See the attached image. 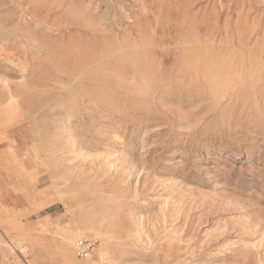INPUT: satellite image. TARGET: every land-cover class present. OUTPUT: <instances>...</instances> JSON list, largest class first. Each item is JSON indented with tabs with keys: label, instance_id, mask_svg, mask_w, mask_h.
Segmentation results:
<instances>
[{
	"label": "rangeland",
	"instance_id": "374dc122",
	"mask_svg": "<svg viewBox=\"0 0 264 264\" xmlns=\"http://www.w3.org/2000/svg\"><path fill=\"white\" fill-rule=\"evenodd\" d=\"M0 264H264V0H0Z\"/></svg>",
	"mask_w": 264,
	"mask_h": 264
},
{
	"label": "built area",
	"instance_id": "2783aa9c",
	"mask_svg": "<svg viewBox=\"0 0 264 264\" xmlns=\"http://www.w3.org/2000/svg\"><path fill=\"white\" fill-rule=\"evenodd\" d=\"M98 243L97 239L91 236H82L76 242L78 253L81 256H88L90 251L94 249Z\"/></svg>",
	"mask_w": 264,
	"mask_h": 264
},
{
	"label": "bare ground",
	"instance_id": "6f19581e",
	"mask_svg": "<svg viewBox=\"0 0 264 264\" xmlns=\"http://www.w3.org/2000/svg\"><path fill=\"white\" fill-rule=\"evenodd\" d=\"M163 1V0H162ZM146 9V8H145ZM144 9V10H145ZM130 17H128V19H129ZM133 22V21H132ZM142 29V28H141ZM140 35V34H139ZM89 36V35H88ZM92 38V37H91ZM71 44V43H70ZM72 46V45H71ZM224 60V59H223ZM243 61V60H242ZM87 62V61H86ZM260 64V63H259ZM193 67H194V73H197V71H199V70H203V71H206V70H208V71H210V69H212V68H214V63H211V62H209V61H206V60H203V61H196V63H194L193 65H192ZM251 67V66H250ZM257 69V68H256ZM256 69H254V70H256ZM254 70H253V73H254ZM252 73V74H253ZM9 90H11V88H9ZM13 94H11V96H12ZM11 241V240H10ZM70 243H74L72 240H70L69 241ZM14 244V243H13ZM15 245V244H14ZM16 246V245H15Z\"/></svg>",
	"mask_w": 264,
	"mask_h": 264
}]
</instances>
